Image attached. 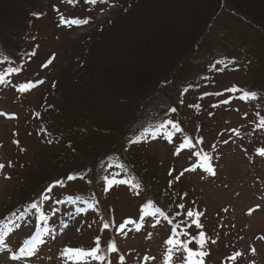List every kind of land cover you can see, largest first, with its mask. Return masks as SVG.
Returning <instances> with one entry per match:
<instances>
[{
	"label": "rangeland",
	"instance_id": "rangeland-1",
	"mask_svg": "<svg viewBox=\"0 0 264 264\" xmlns=\"http://www.w3.org/2000/svg\"><path fill=\"white\" fill-rule=\"evenodd\" d=\"M28 1L38 7L34 13L40 14L31 19L28 56L16 67L19 72L9 73L7 70L15 67L0 61V74L4 76L0 83V113L7 114H0V164L4 165L0 169V264H101L91 257L73 261L62 255L65 248L96 247L97 237L102 249L106 250L109 242H115L118 249L106 252L109 256L103 264H120V256L124 257L123 264H194L200 259L203 264H264V156L257 154V149L264 148V128L256 127L264 117V97L241 98L244 89L255 84L252 79L261 68L255 61L258 50L254 44L261 35L256 26H251L227 0H219L216 17L203 30L206 35L204 43H200V54L189 48L193 44L186 43L183 52L170 51L167 54L171 64L159 67V73L139 89L141 93H135L127 87L126 79L106 70L111 69L112 58L118 65L124 59L127 71L129 63L132 66L139 55H146L149 66L157 68L154 58L163 49H152L146 37H114L113 31L123 33L132 28L143 33L142 28L169 15L139 8L146 16L140 20L137 9L128 12L130 0H98L96 4L88 0L75 4L65 0ZM62 17L64 21L77 22L65 23ZM23 18L21 23L26 21ZM85 19L87 24L79 23ZM125 41L138 48L127 47L129 43L124 45ZM210 51L214 63L212 69H206L208 63L204 66L202 58ZM219 57L226 60L219 63ZM45 64L47 67H42ZM171 77L176 83L172 91L178 100L177 112L171 111L170 101L162 98L164 83ZM39 80L44 83L19 91L20 86ZM183 87L187 91H182ZM233 88L238 91H229ZM225 100L229 103H223ZM151 102L155 108L161 107L158 119L172 120L180 131L167 125L133 140L126 134L138 117L135 115L148 109ZM63 112L69 124L98 120L95 113L100 112L103 125L122 136L118 140L104 138L101 149L92 154L76 155L71 150L67 155L64 151L62 159L59 154L72 147L68 137H61ZM130 118V125L124 128ZM232 130H239V135ZM105 150L109 153L105 157L117 151L118 159L127 162L145 185L142 190L120 183L105 191L103 178H92L93 183L86 180L85 172L96 164L91 159ZM204 154L215 163L214 175L205 170L207 165L198 166ZM194 166L196 170L184 172L179 183L171 182L179 193L172 197L169 172L180 174ZM109 168L106 176L110 179L118 173L116 180L128 181L123 170L110 167V162ZM69 172L83 178L48 192L50 199H43L44 217H40L38 208L26 204L47 183ZM30 194L34 195L28 197ZM150 199L170 210L174 219L183 223V232L193 236L205 232L203 249L197 240L188 247L207 255L192 258L182 248L167 244L169 238L186 239L173 238L174 226L168 216L156 212L150 219L142 209L145 200ZM179 204L184 209L178 208ZM256 205L259 209L249 215ZM188 209L203 213L199 216L202 228L192 223L194 216L187 218L193 226L184 231L190 224L185 219ZM105 217L110 229L103 230ZM128 220L134 223L118 231ZM25 240L32 243L25 245ZM21 248H30L33 255L12 260L10 257L19 256ZM236 252L242 255L236 260L228 259Z\"/></svg>",
	"mask_w": 264,
	"mask_h": 264
},
{
	"label": "trees",
	"instance_id": "trees-1",
	"mask_svg": "<svg viewBox=\"0 0 264 264\" xmlns=\"http://www.w3.org/2000/svg\"><path fill=\"white\" fill-rule=\"evenodd\" d=\"M36 3L44 2L47 0H33ZM68 1V0H65ZM75 0V3H78ZM127 0H124L126 2ZM219 0H130L131 7L128 10L132 11V13L135 12V9L139 11L138 18L140 20H144L146 16L144 17L143 11H141L139 8H146V10H158V15L161 13H166L169 15L168 18L164 17L163 15L160 16L157 19V24H149L148 26H145L143 29V33H138L134 31L132 28L128 31H124L123 33L114 30L113 35L114 37H128L130 35L136 36V37H146L148 40L147 42L152 46V49L156 50L158 47L160 49H163V52H159L154 59H156V64L158 65L157 68H152L149 66L146 60V55L142 56L139 55L137 59L135 60L134 64L131 66V63H129V69L125 70V61L124 59L120 61V64L116 62L114 58H112L113 63H110L109 66L111 69L106 68V70L109 73H113L117 78L126 79L127 87L132 90L135 93H141L139 89H142L146 84H148L151 81V78L156 76L159 73V67H162L163 65H170V57H168L167 53H170V51L178 50V52H183L182 46L184 43L186 44H193L192 48L189 47L192 51L196 53V55L200 54V43H204L205 33L203 30L206 28V25H211L212 21L217 15L216 5ZM227 3L230 4L237 12H239L242 16L246 18L247 21H250L251 26H256V32H258L260 38L256 39V43L254 44V47L258 50L256 54L255 61L256 66H261L260 70L257 71L256 76L252 79L253 80V86H251L249 89H244L243 93L246 91H255L258 93L256 98L264 97V0H227ZM36 6V5H35ZM32 6L31 3L28 0H0V61L6 62L10 65H13L15 68L18 67V65L23 64L24 57L28 56V45L32 41V32H31V19L33 16V13L38 8L37 6ZM156 7V8H155ZM131 13V14H132ZM25 17L26 21L23 23L20 22V19ZM131 14L129 16L131 17ZM127 18V17H125ZM24 19V18H23ZM149 23V21L147 22ZM253 24V25H252ZM255 32V33H256ZM260 32V33H259ZM119 34V35H118ZM202 34V35H201ZM142 35V36H141ZM258 36V35H257ZM183 41V42H182ZM132 40L130 41V43ZM129 43V41H125L124 45ZM127 46L129 48H138L137 44L132 45L130 44ZM168 52H167V51ZM165 52V53H164ZM117 53V51H116ZM211 51L208 52L207 56H204L203 59V65L206 66V69H212L213 67V58L212 55H210ZM115 54V53H114ZM165 54V56L163 55ZM116 58H119V56H115ZM151 57H149L150 59ZM223 58L226 60L225 57H219L217 58L219 63L222 62ZM210 62V63H209ZM16 65V66H15ZM184 65V63L182 64ZM258 66V67H259ZM154 70L155 73L153 72ZM208 73H204V75H207ZM152 75V76H151ZM199 76H202L201 74H198ZM164 86L163 90V99H165L167 102L170 101V107L174 108L177 112L178 109V100L176 101V96L174 97L172 89L176 86V83L173 79V77L169 78V81L167 80V83ZM187 89L186 87H183L181 90L184 91ZM137 90H139L137 92ZM144 94L142 95V97ZM146 96V95H145ZM140 100L143 102L144 99L139 97ZM158 98H155L153 102L156 103V100ZM169 107V108H170ZM161 107L154 106V103H150L148 109H143L142 112H140L139 115L131 124V127L129 128L130 131L126 134L128 137L131 135V138L136 139L143 135L144 133L149 132H156L159 129H162L160 127L162 121H160L159 112ZM156 111V112H155ZM100 112L95 113V116L100 118ZM134 116V117H135ZM63 123L62 124V131H61V137L62 139H67V141H70L72 147L71 148H65L62 153L59 154V156L62 157L65 156L63 152L65 151L68 155V152L73 150L76 155H85V153L90 152L91 154L94 152H98L101 149V142L104 141V138L111 139V140H118L121 138L122 134L120 135L116 129H113L111 127H106L103 125V122L101 120L93 119V120H87L85 121L87 124H69V119L66 116V114L63 112L62 115ZM133 118H130L128 122L124 123V128L128 125H130V122ZM101 123V124H100ZM84 125V126H82ZM91 129H88L90 128ZM93 126V127H92ZM66 131V132H65ZM48 133H52L49 129H47ZM133 133V134H132ZM84 135V136H83ZM83 136V137H82ZM82 137V138H81ZM89 138V139H87ZM90 141V142H86ZM129 147V142H128ZM106 150L103 153L97 154L96 159H91V163L96 164L93 166V169L91 171L87 170V173L85 172V178H87V181H91L93 183L92 178H104V176L109 171V162L110 167H113L115 169H121L124 171V173L128 174L129 178H132L142 189L145 185H142L143 182L137 178V176L134 173V170L129 166L127 167L126 164L118 159V155H116L117 151L114 155H109L105 157V155H108L109 153H105ZM112 153V152H111ZM94 158V157H93ZM122 161V162H121ZM211 161V160H210ZM212 162V161H211ZM88 169V168H87ZM101 169V170H100ZM43 174V172H42ZM44 175V174H43ZM69 175H75L76 177H83L79 175V173H73L69 172L67 174H64L63 176L57 178L54 181H51L47 183L45 188L42 190V192L38 195L33 197L32 201H28L26 204L32 205L33 202H37L38 212L41 216L45 215V211L43 209L44 206V200L42 199V194H47L46 189L49 188V186H52L55 184L56 181L60 180L63 181V185L55 184V186L52 187L53 189L58 188H65L69 183H72L76 181V179L69 180L67 177ZM179 175V172L176 174V172H172V175H168L170 177L171 182H177L179 183L183 177L181 176L179 180H176L175 177ZM172 176V179H171ZM81 179V178H80ZM170 184V183H169ZM171 186V184H170ZM57 187V188H56ZM172 193L169 192V194H172L174 197L175 195H179L178 190L174 187H170ZM175 194V195H174ZM34 194H30L29 196H33ZM97 197V196H96ZM98 199V197H97ZM100 201V200H99ZM149 201H153L156 204L155 200L150 199ZM177 203V202H176ZM163 207V206H162ZM5 217V216H4ZM188 220H190L188 218ZM189 222V221H188ZM187 224L184 227V231H186L189 228V225ZM193 225L190 226V228ZM175 231L178 235L173 234V238L185 237L186 241L191 240L195 241V239H192V237L199 238L197 234L187 233L183 232L182 227L178 226L175 227ZM189 228V229H190ZM179 232V233H178ZM184 233H187L185 235ZM205 233V232H204ZM198 244V243H197ZM199 245V244H198ZM108 257L109 254H106Z\"/></svg>",
	"mask_w": 264,
	"mask_h": 264
},
{
	"label": "snow or ice",
	"instance_id": "snow-or-ice-1",
	"mask_svg": "<svg viewBox=\"0 0 264 264\" xmlns=\"http://www.w3.org/2000/svg\"><path fill=\"white\" fill-rule=\"evenodd\" d=\"M69 3H74L75 0H68ZM89 3L91 4H96L98 2V0H88ZM100 2H104V0H100ZM33 15H37L39 16L40 14L39 13H33ZM63 22L65 23H76L77 21H64L63 20V17L61 18ZM79 23H83V24H87L88 23V20H81L79 21ZM33 55H35V53H32ZM52 59L53 58H50L47 62V64H51L52 63ZM47 64L45 65H42V67H47ZM9 73L11 72H19L20 69L19 68H12V69H8L7 70ZM4 80V76L2 74H0V83H2ZM44 83L43 80H39V81H36L35 83H32L31 81L28 83V84H25V85H22L20 86L19 88V91H25V90H30L32 87H35L36 84H42ZM184 91H187V89H185ZM229 91H238V89H229ZM217 95H220V93H217ZM258 93H256L255 91H246L244 92L243 96L241 97L242 99H255L257 97ZM223 103H229V101L225 100L223 101ZM216 105H214L215 107ZM51 107V106H49ZM171 111L175 112V109H171ZM0 114H3V113H0ZM3 115H7V114H3ZM39 115V114H37ZM257 116H259V113H257ZM11 118V117H10ZM167 125H171L173 128H175L177 131H180V128L177 124H175L172 120H168L166 122H162L160 127L161 128H164L166 127ZM256 127L258 128H264V117H260L259 119V123L256 125ZM46 131V130H45ZM234 131L237 135H239V130H232ZM198 143L199 142H202V140H199L197 141ZM224 143H227L228 141H223ZM18 143V142H17ZM49 143H51V141H49ZM178 154V153H177ZM257 154L258 155H261V156H264V148H260V149H257ZM195 155H200L199 153H195ZM212 159V157H210L209 155L207 154H204L203 156V161L198 165L200 167H203L204 164H208V162ZM9 166H11V163H9ZM4 168V165L3 164H0V169H3ZM195 171L196 170V167L194 166L193 168L191 169H184V171H182L179 175H177L175 177L176 180H179L181 176L184 175V172L186 171ZM206 171H209L211 170V166L210 164H208V167L205 168ZM212 174L214 175V171H212ZM119 175L118 173H113L112 174V178L110 179L108 176H105L103 179L104 181L106 182V188H105V191H107L109 188L112 187L113 184H120V183H131L130 181H124V180H116V176ZM169 175H172V171L169 172ZM6 179L10 178V177H5ZM77 177L75 175H69L67 177V179L69 180H72V179H76ZM81 179L83 177H80ZM55 184H59V185H63V181H56ZM52 185V186H49L48 189H46V193L47 192H51L52 190V187L55 186ZM170 184H171V181H170ZM136 187H139V185H136ZM186 195V194H185ZM42 199H50V197L46 194H42ZM79 199V198H77ZM90 207L92 208H95V205L93 204H90L89 205ZM148 206H151V202H149V205H146L145 207H148ZM39 205L37 202H33L32 205H31V208L33 209H36L38 208ZM178 208L180 209H184V205L183 204H179L177 205ZM259 205H256L254 208L250 209L249 210V215H251V213L257 209H259ZM156 211H159L158 209ZM226 211V210H225ZM176 215H180V213H176ZM203 215V213H198V212H195L193 209H188L187 210V213H186V219L187 218H191V217H196L195 219L192 220V223L195 224L197 226V228H202L203 226L200 224L199 222V216ZM105 219V222L103 224V228H108L110 226L109 222L107 221V217L104 218ZM128 223H134V221H131V220H128L126 221L124 224H121L119 226V228L117 229L118 231H123L124 228H125V225L128 224ZM113 224H114V221H113ZM191 225H189L190 227ZM64 227H67V224L64 225ZM178 227V225H177ZM173 233L174 235H178L175 231V228H173ZM183 231V230H182ZM185 235H187V233H184ZM192 239H195L197 240V243L200 245V248L203 249L204 247V244L206 242V235L203 231H201L199 233V238H196V237H192ZM262 239H264V237H262ZM216 241L213 240L212 243H215ZM30 243H32L31 241L29 240H25L24 241V244L25 245H29ZM167 244L169 245H173V246H177L178 247V250L180 248H182L184 251H186L188 253V256L189 257H192V258H195V257H203L205 255H207V252L205 251H201V250H197L196 252H193L192 249H190L188 247V244L191 243V240H187V241H180L178 239L174 240L172 238H169L167 241H166ZM253 253L255 252V249L253 248L252 249ZM106 252H118V249L116 247V244L115 242H110L107 249H102L100 247V238L97 237L96 238V247L94 248H91L90 250H85L83 248H65L63 251H62V255L65 256L66 258L70 259V260H73V261H79V260H83L87 257H91L92 259L96 260V261H99L101 262V264H103V261H105V259L107 258L106 257ZM169 253H171V249H169ZM33 255L32 251L30 248H21L20 249V255L17 256L15 254H13L10 258L12 260H19L21 259V257H27V256H31ZM242 253L240 252H236L235 254H233L231 257H229L228 259L230 260H236L237 257L241 256ZM170 255H169V259H170ZM145 259H154V258H151V257H145ZM119 261H120V264H123L124 262V257L123 256H120L119 257ZM166 264H167V261H166ZM186 264H193V261H186ZM194 264H203V260L200 259V260H194Z\"/></svg>",
	"mask_w": 264,
	"mask_h": 264
}]
</instances>
